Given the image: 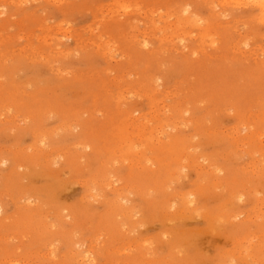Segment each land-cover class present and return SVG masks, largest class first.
Returning <instances> with one entry per match:
<instances>
[{"label":"rangeland","instance_id":"374dc122","mask_svg":"<svg viewBox=\"0 0 264 264\" xmlns=\"http://www.w3.org/2000/svg\"><path fill=\"white\" fill-rule=\"evenodd\" d=\"M262 18L0 0V264H264Z\"/></svg>","mask_w":264,"mask_h":264},{"label":"bare ground","instance_id":"6f19581e","mask_svg":"<svg viewBox=\"0 0 264 264\" xmlns=\"http://www.w3.org/2000/svg\"><path fill=\"white\" fill-rule=\"evenodd\" d=\"M253 4L258 7L259 11L261 12V15L264 16V0H252ZM125 9L129 8L130 5L123 4L122 5ZM264 19V18H262ZM26 217V215H25Z\"/></svg>","mask_w":264,"mask_h":264}]
</instances>
